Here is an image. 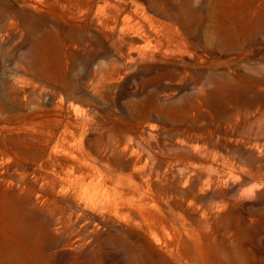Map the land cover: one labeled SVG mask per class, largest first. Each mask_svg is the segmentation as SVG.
<instances>
[{
    "label": "rangeland",
    "instance_id": "rangeland-1",
    "mask_svg": "<svg viewBox=\"0 0 264 264\" xmlns=\"http://www.w3.org/2000/svg\"><path fill=\"white\" fill-rule=\"evenodd\" d=\"M22 1L0 0V264H264V0H128L185 35L135 61L97 0L44 74ZM213 10L237 38L211 39Z\"/></svg>",
    "mask_w": 264,
    "mask_h": 264
},
{
    "label": "bare ground",
    "instance_id": "bare-ground-1",
    "mask_svg": "<svg viewBox=\"0 0 264 264\" xmlns=\"http://www.w3.org/2000/svg\"><path fill=\"white\" fill-rule=\"evenodd\" d=\"M15 1L21 2L22 0ZM118 1L119 3L117 4H111L109 7L110 9H108L109 11L105 7L108 11L107 13H99V11H97L99 14L97 18L99 19L98 24L104 29L105 38L114 48L115 53L120 57H129L130 61H135L137 57H149L157 53L164 54L167 53L171 43L184 39V33L175 23L168 22L167 20L158 21L154 17L148 15L142 18L137 14L139 11L138 9H129L128 0ZM96 3L97 0H48L44 5H47V7L52 6L58 9V12H54L51 16L52 18L48 15L37 18L35 13H33V11H37V5L35 6L30 0H23L21 5L23 8L18 12L20 15L19 17L23 20L30 19L33 21L36 19L34 24L29 23L27 26L25 25L28 33L33 36L31 46L24 53L26 58H29L28 63L37 67L43 74L48 73L53 67L52 44L61 42L62 32L69 31L74 35L77 29L83 30L88 28L89 25L94 22V19H96V17L93 16ZM106 4L108 5L109 3ZM26 8H32L31 10L33 11L26 10ZM103 11L104 9H102L101 12ZM159 12L164 18L171 17L169 10L165 7H160ZM220 13L221 12L215 10L210 13L209 25L211 27V34L210 32L209 34L211 39H218L222 35L232 39L237 38L238 33L234 26H231L232 22L227 23L222 13ZM201 15L199 14V16H197L199 28L203 26L200 20ZM17 19L16 17L10 18L8 20V26L12 27L18 24ZM134 54H136L137 57H134ZM67 162L76 172L81 174L84 179L93 176V170L87 164H83L77 160H67ZM148 227L149 232L151 231L150 234H154L152 233L154 226L150 225Z\"/></svg>",
    "mask_w": 264,
    "mask_h": 264
}]
</instances>
